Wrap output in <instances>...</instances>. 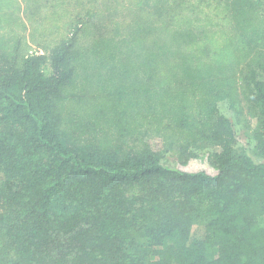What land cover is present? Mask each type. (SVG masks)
I'll list each match as a JSON object with an SVG mask.
<instances>
[{
    "label": "trees",
    "instance_id": "16d2710c",
    "mask_svg": "<svg viewBox=\"0 0 264 264\" xmlns=\"http://www.w3.org/2000/svg\"><path fill=\"white\" fill-rule=\"evenodd\" d=\"M45 4L0 46V264H264V0Z\"/></svg>",
    "mask_w": 264,
    "mask_h": 264
},
{
    "label": "rangeland",
    "instance_id": "374dc122",
    "mask_svg": "<svg viewBox=\"0 0 264 264\" xmlns=\"http://www.w3.org/2000/svg\"><path fill=\"white\" fill-rule=\"evenodd\" d=\"M49 12L51 20L44 21L38 18L39 11ZM50 8V9H49ZM69 9V8H67ZM52 9L50 5L45 4V0H0V46L7 51L17 50L22 54L26 53H44V47L47 45L43 41V34L46 28L59 27L55 34L49 36L48 40L57 39L61 36L62 31L71 23V17L63 16L60 19H52ZM210 15V14H209ZM211 16V15H210ZM195 19V20H194ZM210 20L207 14H193L192 20L200 23V20ZM45 22H49L47 27ZM64 28V29H63ZM55 29V28H54ZM47 40V41H48ZM40 41V42H39ZM3 42V43H2ZM243 84V83H242ZM247 91V89H246ZM248 101H241L239 108H222V112L231 119L234 129L237 134V139L240 145L248 146L250 141L249 128L255 125V118ZM250 125V126H249ZM249 126V127H248ZM146 139V138H145ZM152 141H156V137L152 136ZM159 142V141H158ZM160 143V142H159ZM174 159L167 156L163 161L166 164L174 165ZM207 165L203 161L191 160L188 162L187 170L206 169Z\"/></svg>",
    "mask_w": 264,
    "mask_h": 264
}]
</instances>
